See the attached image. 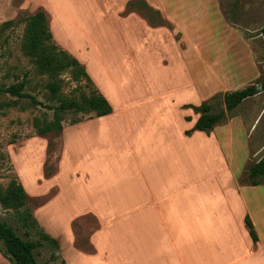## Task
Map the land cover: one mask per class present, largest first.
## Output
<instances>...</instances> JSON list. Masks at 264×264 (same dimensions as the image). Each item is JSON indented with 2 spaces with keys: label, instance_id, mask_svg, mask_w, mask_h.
Returning a JSON list of instances; mask_svg holds the SVG:
<instances>
[{
  "label": "rangeland",
  "instance_id": "rangeland-1",
  "mask_svg": "<svg viewBox=\"0 0 264 264\" xmlns=\"http://www.w3.org/2000/svg\"><path fill=\"white\" fill-rule=\"evenodd\" d=\"M75 1L82 4L81 0ZM83 1L81 8H76L75 5L72 7L67 2L63 3V0H53L56 7L66 6V10L61 15L63 17L60 19L61 24L56 26L58 35L62 38L68 36L70 46L78 50L80 54L91 52V37L98 42V52L105 54V61L113 62L115 69L129 67L130 71L125 78L129 81L128 87L137 92L135 99L156 98L153 92H145L158 86L164 89L163 92L167 95L166 100L170 98L175 102L195 105L206 100L213 105V110L217 111L224 109L222 94L225 91L242 88L259 80L262 72L261 61L264 56L263 35L260 33V27L264 22V0H218L229 26L221 22H213L212 28H184V65L176 53V47L179 48L182 45L179 29L165 23L161 25L163 28L155 26L150 30L144 23L139 24L137 20L134 22L132 18L122 21L121 15L134 10L143 19L157 24L160 15L156 14L155 10L143 7L138 2L140 0ZM84 4H88L86 9ZM122 6L125 10L120 12ZM37 10H43L46 13L49 27L57 24L49 0H0V23L13 20L10 26L0 29V82L9 83L25 77L26 91L46 104L48 100L44 82L47 77L35 72L32 63L20 48L25 24L23 19ZM186 10L189 11L190 8ZM89 11L93 15L97 14V18L104 19L102 21L104 27H101L99 22L87 18ZM118 12L121 15H118ZM133 37L134 39L138 37L139 45ZM54 40L61 46L56 39ZM200 53L214 58L200 61L197 57ZM232 55L236 59H229ZM89 67L100 81L106 83L105 75L94 62ZM237 67L240 68V72ZM231 68L234 69V75L231 73L230 82L227 79L224 80L226 77L224 72L226 70L229 73ZM243 68L250 73L249 76L248 73H243ZM197 70H200V74ZM63 77L67 80V74ZM73 85L67 82L64 91L67 92ZM106 86L108 87V84ZM176 107L177 105H174L172 108L171 115L167 114L171 118L173 115L175 119L172 118L171 121L163 124L166 132L160 134L150 132V138L138 150L134 147L132 150L124 148L130 140L129 135L123 132L112 133L104 124L97 120L92 121L96 115L66 113L64 125L78 122L83 124L69 127L64 134L61 130L60 138V133L48 132L44 135L35 133L32 125L33 117L51 118L52 116V110L43 104L0 110V183L6 185L11 177H16L21 182L29 198V207L40 227L51 237L52 234L45 230L42 224L50 230L57 228L53 224L52 212V198L57 194V186H54L56 183H52L51 180L47 181L54 175L59 176L60 183L64 181L74 183L71 186L66 183V189L60 198L62 201L66 199L65 203L59 205L60 208L65 209V215L73 207L69 200L76 201L79 198L78 195L103 199L100 192L109 191L93 184L99 179H108L104 174L105 158L109 166L120 168L119 173L112 176V182L120 178L118 181L122 184L119 189L120 194L114 196L125 203L144 196L139 193L140 187L144 184L156 188V191H164L167 189L166 174L171 154L168 140H171V136L173 139L182 138V128L183 125L185 126V121L183 123L182 120H178ZM79 117L83 118L78 122L70 123L71 120ZM232 117H242L245 123L243 124L239 119L231 120L229 123ZM229 127H233L235 133L232 148L229 144H224L227 142L225 139L221 141L225 158L228 157L231 160L234 158L236 162L243 159L245 150H243V137L240 132L243 128L244 133L247 131L248 134L249 152L245 168L264 155V90L246 98L233 110L226 111L223 120L215 124L212 129L216 132L222 131L228 137ZM94 132L97 133L93 140ZM99 150L104 155L99 153ZM113 153H120V155L114 157ZM203 156L207 159V153L201 152L198 155L202 159L191 167V173L184 170V179H192L194 176L204 174L201 167L204 166L205 169L208 162ZM63 158L65 164L61 168ZM76 161L82 162L84 166L85 163H89L91 185L93 184L94 188L84 183L83 179L78 177L79 175L75 177L72 173L74 170L72 162ZM114 161L119 162L112 163ZM232 164L236 165L233 162ZM233 168L235 170L237 166ZM25 177H30L32 180L28 183L32 194L27 191L22 182ZM243 177L244 172L238 182H246ZM261 179L264 181V175ZM131 181H136L138 192L133 193L136 189ZM76 192L78 195L75 194ZM191 192L196 194L194 191ZM81 199L85 200V198ZM0 218L13 225L21 237L40 241L41 244L33 250L38 264L64 263L58 240L57 246H52L49 241L40 238L35 228L31 229L30 235H25L23 227L19 225L12 210H5L1 205ZM98 226V221L91 214L82 213L74 217L69 224L75 235L74 245L82 250H89L91 243L88 241V235ZM0 264H9L1 252Z\"/></svg>",
  "mask_w": 264,
  "mask_h": 264
},
{
  "label": "crops",
  "instance_id": "crops-1",
  "mask_svg": "<svg viewBox=\"0 0 264 264\" xmlns=\"http://www.w3.org/2000/svg\"><path fill=\"white\" fill-rule=\"evenodd\" d=\"M81 1L82 4L75 0H63V3L67 2L72 7L75 5L76 8H81L84 3L83 0ZM145 1L152 10L158 11L166 23L180 30L182 45L179 48L176 47V53L183 65L184 28H212L213 22H221L229 26L218 0ZM49 4L57 23L54 26L50 25L53 38L84 65L96 88L112 106L111 113L96 116L92 121H99L112 133L128 134L130 140L124 148H131V150L133 147L137 150L141 149L150 138V132L158 134L166 132L163 124L171 121L172 118L175 119L173 115L172 118L167 115L173 113L174 105H177L178 120H182L183 123L185 121V126L183 125L182 128L183 137L173 139L171 136V140H168L171 154L166 174L167 189L164 191H156V188L144 184L139 191L144 196L125 203L114 196L120 194L119 189L122 184L118 182L120 178L112 182V176L118 174L120 168L109 166L105 158L104 174L108 179H99L93 184L109 191L100 192L103 199L79 196L76 192L79 198L76 201L69 200L73 207L65 215V209L60 208L59 205L65 203L66 199L62 201L60 198L66 189V183L68 186L74 183L65 181L60 183L58 175L48 178L47 181L51 180L52 183H56L54 186H57V194L52 198L53 203L51 202L53 224L57 226V230L54 228L50 230L44 224L42 226L52 234V237L54 236L56 241L60 242L63 264H264V181L257 185L238 182L248 159L247 131L244 133V128L240 131L245 153L243 159L237 162L234 158L232 160L225 158L221 144L222 139H225L227 142L224 144H229L230 147L233 145L235 133L233 127H229L228 137L224 132H216L214 129L208 133L193 130L190 134H186L185 130L193 126L198 113L190 107H182L184 104L182 102H175L170 98L166 100L167 95L163 92L164 89L158 86L145 92H153L156 98L135 99L137 92L128 87L129 81L125 78L130 68L115 69L113 62L105 61V54L98 52V42L91 37L90 53L80 54L78 50L72 49L68 36L62 38L56 30V26L61 24L60 19H63L61 15L66 10V6L57 4L58 8L53 0H49ZM87 5L84 4L85 9ZM188 8H190L189 11L186 10ZM123 10L125 7L122 6L120 12ZM96 15L90 13L87 18L99 22L100 26L104 27L102 23L104 19H99ZM121 16L122 21L132 18L134 22L137 20L139 24L144 23L150 30L155 26L163 28L159 24H152L143 19L134 10ZM135 39L139 45L140 40L138 37ZM135 39L133 37V40ZM197 57L200 61H204L212 59L213 56H204L200 53ZM229 59L236 58L232 55ZM93 62L105 75L106 83L100 81L91 71L89 65ZM237 69L240 72V68L237 67ZM229 70V73L225 70L224 80L231 82L230 78L234 75V69ZM197 72L199 73L200 70ZM245 72L243 68V73ZM116 75L120 77H115ZM185 116H189V120H186ZM237 119L245 123L242 117H232L228 122ZM240 122L238 124H241ZM78 124L83 123L63 124L62 134L66 133L69 127ZM96 133H93V140ZM59 137L61 138V131ZM98 152L103 154L101 150ZM201 152L207 153V159L204 156L203 158L207 160L208 165L205 169L204 166L201 167L204 174L194 176L192 179H184V170L191 173V167L202 159L198 157ZM119 155L120 153H113L114 157ZM116 162L119 161L112 163ZM64 164L63 158L61 168ZM72 166L75 177L79 175L78 177L82 178L84 183L94 188V185H91L89 163H85L84 166L82 162L76 161L72 162ZM234 166H237L238 170H233ZM29 178L25 177L22 182L27 191L32 194L28 188V183L32 181ZM131 183L136 189L133 193L138 192L136 181ZM110 194L112 196H109ZM85 195H87L86 192ZM82 213L91 214L99 224L98 228L93 229L88 235V241L91 243L89 250H82L74 245L75 235L69 227L70 221ZM246 216L249 217L256 231L258 239L255 242L251 239L245 224Z\"/></svg>",
  "mask_w": 264,
  "mask_h": 264
},
{
  "label": "trees",
  "instance_id": "trees-1",
  "mask_svg": "<svg viewBox=\"0 0 264 264\" xmlns=\"http://www.w3.org/2000/svg\"><path fill=\"white\" fill-rule=\"evenodd\" d=\"M148 10L151 8L145 0L138 1ZM159 15L158 11H155ZM20 48L28 57L34 70L39 75H46L44 82L47 90L48 103L44 104L40 99L26 91L27 79L25 77L12 82H0V110L10 107L37 106L43 104L52 110L51 118L35 116L32 125L37 135L48 132L59 134L63 127L64 115L69 112L86 114V116H102L112 111V106L107 98L96 88L84 65L69 51L59 46L50 30L46 13L37 10L24 17ZM13 20L0 23V29L7 28ZM152 24L155 22L152 21ZM166 21L159 17L157 24H165ZM264 42V22L260 27ZM262 72L256 83H249L242 88L225 91L222 94L224 109L213 110V105L206 100L195 105L185 103L184 107L192 108L198 117L190 129L185 130L190 134L193 130H201L208 133L219 121L223 120L226 111L236 108L244 99L253 96L258 91L257 85L264 90V56L261 61ZM67 74V80L63 75ZM70 82L73 87L67 92L64 86ZM88 88V90H85ZM83 117L71 120L75 123ZM186 120L189 116L185 117ZM47 175V173L45 174ZM264 155L257 161L249 164L244 170L243 179L251 185H257L263 180ZM27 193L16 177H11L6 185L0 183V205L5 210H12L19 225L23 227L25 235H30L31 229L39 232L40 238L49 241L52 246H57V241L46 233L39 225L31 208L28 205ZM251 239L255 242L258 237L249 219L245 217ZM40 241H34L21 237L13 225L0 218V252L8 260L9 264H38L34 254V248L40 245Z\"/></svg>",
  "mask_w": 264,
  "mask_h": 264
},
{
  "label": "water",
  "instance_id": "water-1",
  "mask_svg": "<svg viewBox=\"0 0 264 264\" xmlns=\"http://www.w3.org/2000/svg\"><path fill=\"white\" fill-rule=\"evenodd\" d=\"M256 89H257V91H261L262 90V87L260 85H257L256 86Z\"/></svg>",
  "mask_w": 264,
  "mask_h": 264
}]
</instances>
